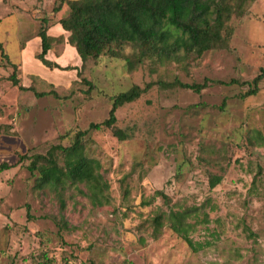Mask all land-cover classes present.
I'll return each instance as SVG.
<instances>
[{"label": "rangeland", "instance_id": "374dc122", "mask_svg": "<svg viewBox=\"0 0 264 264\" xmlns=\"http://www.w3.org/2000/svg\"><path fill=\"white\" fill-rule=\"evenodd\" d=\"M66 1L0 0V264H264V76L254 95L240 85L264 68V0H246L224 48L132 72L108 54L84 69L65 54L69 32L56 25ZM41 30L51 38L45 58L62 70L35 59ZM147 84L115 112L127 139L89 129L114 96ZM85 130L103 185L39 183L32 156ZM183 211L195 252L169 227L170 212Z\"/></svg>", "mask_w": 264, "mask_h": 264}, {"label": "trees", "instance_id": "16d2710c", "mask_svg": "<svg viewBox=\"0 0 264 264\" xmlns=\"http://www.w3.org/2000/svg\"><path fill=\"white\" fill-rule=\"evenodd\" d=\"M245 2L246 0H68L65 2L68 13L58 23L64 31L69 32L67 43L75 49L82 62V69L89 59L94 60L108 54L109 57L123 60L127 70L132 72L146 60L156 59L162 64L179 61L182 57L197 59L205 52L224 48L231 34L229 21L236 15H243ZM37 37L40 39L41 51L35 59L46 68L62 70L45 58L50 50L51 38L42 30ZM125 47L133 50L128 56H123ZM0 54L2 58H7L1 44ZM263 76L264 68L250 82L240 83L248 86L244 96L256 94L258 82ZM10 78L16 85L14 73ZM233 83L239 85L234 80L226 85ZM157 85L164 87L169 83L159 82ZM172 86L199 93L205 84L173 82ZM149 88L150 84L143 89L135 85L114 96L108 118L101 123L90 124L89 129H109L118 140L127 139L125 132L115 126V112L124 104L138 99ZM19 89L33 91L24 87ZM33 94L37 98L49 94L55 96L51 92ZM86 134V130L76 133L68 147L55 145L43 156H32L27 169L30 173L39 174V183L51 184L52 187L64 189L84 184L97 189L100 184L103 185L99 174L100 163L85 152L83 139ZM6 168V164L0 165V172ZM219 182L220 178L211 177L209 187L214 188ZM187 213L170 212L169 227L195 252L202 246L197 243L195 249L188 236L192 225L185 222ZM161 219L160 216L155 218L159 227L162 225Z\"/></svg>", "mask_w": 264, "mask_h": 264}, {"label": "crops", "instance_id": "0c3cea01", "mask_svg": "<svg viewBox=\"0 0 264 264\" xmlns=\"http://www.w3.org/2000/svg\"><path fill=\"white\" fill-rule=\"evenodd\" d=\"M59 21V20H58ZM58 25H56V27H59V23H57ZM61 28V27H60ZM30 43V42H29ZM29 43H27V45L29 46ZM26 49V48H25ZM25 49L22 51V54H23V52L25 51ZM67 53H69V54H74V53H76V51H75V49L73 48V47H71L70 45H67L66 46V50H65V54H67ZM21 54V55H22ZM47 55V54H46ZM75 55H77V54H75ZM46 57V56H45ZM50 62H51V60H49ZM57 63V65H58V62H56Z\"/></svg>", "mask_w": 264, "mask_h": 264}]
</instances>
